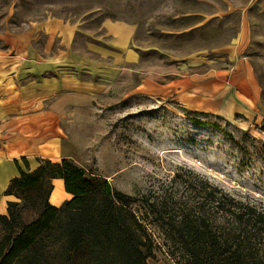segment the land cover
<instances>
[{
	"label": "rangeland",
	"instance_id": "obj_1",
	"mask_svg": "<svg viewBox=\"0 0 264 264\" xmlns=\"http://www.w3.org/2000/svg\"><path fill=\"white\" fill-rule=\"evenodd\" d=\"M49 20L73 31L75 54L99 64L111 58L102 52L113 56L103 25L135 28L138 62L105 78L110 90L71 109L63 128L67 160L131 198L153 245L148 264L173 262L155 208L206 203L212 217L205 197L214 188L264 206V0H0V34L29 33L38 50L46 42L33 26ZM179 76L184 86L173 89ZM62 183L50 198L59 208L71 199Z\"/></svg>",
	"mask_w": 264,
	"mask_h": 264
},
{
	"label": "trees",
	"instance_id": "obj_2",
	"mask_svg": "<svg viewBox=\"0 0 264 264\" xmlns=\"http://www.w3.org/2000/svg\"><path fill=\"white\" fill-rule=\"evenodd\" d=\"M55 180L71 196L62 208L50 202ZM4 196L12 200L0 214V264H148L153 256L131 198L70 160L21 171ZM205 199L212 217L206 203L198 211L167 208L165 215L155 208L165 223L169 264H264V206L218 188Z\"/></svg>",
	"mask_w": 264,
	"mask_h": 264
},
{
	"label": "crops",
	"instance_id": "obj_3",
	"mask_svg": "<svg viewBox=\"0 0 264 264\" xmlns=\"http://www.w3.org/2000/svg\"><path fill=\"white\" fill-rule=\"evenodd\" d=\"M62 23H35L36 35L46 42L39 50V40L34 42L29 33L0 34V214L6 213L9 201L4 193L21 171H34L45 159L69 158L63 128L67 113L79 106H90L100 93L110 90L107 87L112 82L105 78L119 79L126 71L122 65L138 62V54L130 44L134 27L113 22L103 25L113 36L109 49L113 56L102 52V58H111L99 64L74 53L73 31ZM59 37L65 49L54 48ZM166 71L167 76L178 72ZM84 75L92 76V83ZM185 81L184 76H179L171 87L180 89ZM189 83L187 87L193 86L190 80ZM169 89L165 87V92ZM60 181L63 182L55 180L59 187Z\"/></svg>",
	"mask_w": 264,
	"mask_h": 264
}]
</instances>
